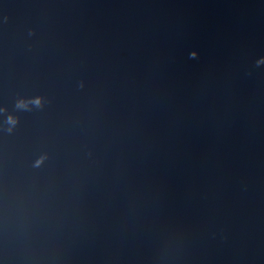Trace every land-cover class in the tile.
Wrapping results in <instances>:
<instances>
[{
	"label": "water",
	"instance_id": "95a60500",
	"mask_svg": "<svg viewBox=\"0 0 264 264\" xmlns=\"http://www.w3.org/2000/svg\"><path fill=\"white\" fill-rule=\"evenodd\" d=\"M0 264H264V0H0Z\"/></svg>",
	"mask_w": 264,
	"mask_h": 264
}]
</instances>
